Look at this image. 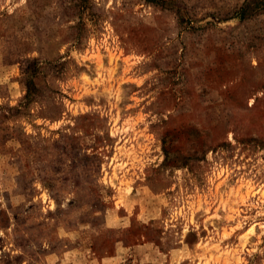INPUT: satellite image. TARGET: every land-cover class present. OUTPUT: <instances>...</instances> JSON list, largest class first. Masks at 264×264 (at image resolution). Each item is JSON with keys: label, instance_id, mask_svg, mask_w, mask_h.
Instances as JSON below:
<instances>
[{"label": "rangeland", "instance_id": "374dc122", "mask_svg": "<svg viewBox=\"0 0 264 264\" xmlns=\"http://www.w3.org/2000/svg\"><path fill=\"white\" fill-rule=\"evenodd\" d=\"M0 264H264V0H0Z\"/></svg>", "mask_w": 264, "mask_h": 264}, {"label": "trees", "instance_id": "16d2710c", "mask_svg": "<svg viewBox=\"0 0 264 264\" xmlns=\"http://www.w3.org/2000/svg\"><path fill=\"white\" fill-rule=\"evenodd\" d=\"M165 144V137L163 138V145ZM165 147V146H164ZM164 152H165V155H166V157H165V159H166V161L168 160V158H167V150L164 148Z\"/></svg>", "mask_w": 264, "mask_h": 264}]
</instances>
